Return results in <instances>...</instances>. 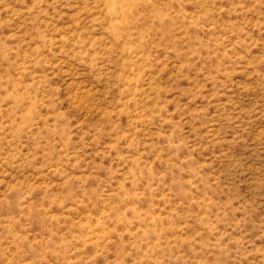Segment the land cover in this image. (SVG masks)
Here are the masks:
<instances>
[{"label": "rangeland", "instance_id": "rangeland-1", "mask_svg": "<svg viewBox=\"0 0 264 264\" xmlns=\"http://www.w3.org/2000/svg\"><path fill=\"white\" fill-rule=\"evenodd\" d=\"M0 264H264V0H0Z\"/></svg>", "mask_w": 264, "mask_h": 264}, {"label": "bare ground", "instance_id": "bare-ground-1", "mask_svg": "<svg viewBox=\"0 0 264 264\" xmlns=\"http://www.w3.org/2000/svg\"><path fill=\"white\" fill-rule=\"evenodd\" d=\"M115 4H116V3H115ZM115 4H114V5H115ZM117 5H118V4H117ZM119 5H120V4H119ZM121 5H122V4H121ZM130 5H132V4L130 3ZM115 7H116V6H115Z\"/></svg>", "mask_w": 264, "mask_h": 264}]
</instances>
